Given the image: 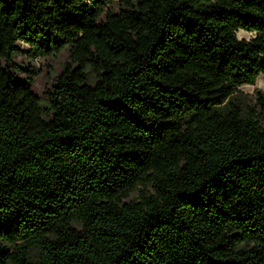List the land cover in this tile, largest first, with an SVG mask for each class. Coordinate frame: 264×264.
Masks as SVG:
<instances>
[{
	"label": "trees",
	"instance_id": "trees-1",
	"mask_svg": "<svg viewBox=\"0 0 264 264\" xmlns=\"http://www.w3.org/2000/svg\"><path fill=\"white\" fill-rule=\"evenodd\" d=\"M261 75L264 0H0V264H264Z\"/></svg>",
	"mask_w": 264,
	"mask_h": 264
},
{
	"label": "rangeland",
	"instance_id": "rangeland-1",
	"mask_svg": "<svg viewBox=\"0 0 264 264\" xmlns=\"http://www.w3.org/2000/svg\"><path fill=\"white\" fill-rule=\"evenodd\" d=\"M237 37L240 40H250L254 36L241 31L237 33ZM19 46L20 53L14 58L17 76L29 82L33 92L43 104L47 105L50 93L65 66L71 64L70 53L66 49L59 55L43 58L35 56V53L26 44L19 43ZM259 92L264 93V75L257 79L254 86L241 87L236 99L243 109L253 107ZM136 198L137 194L135 193L129 200Z\"/></svg>",
	"mask_w": 264,
	"mask_h": 264
},
{
	"label": "bare ground",
	"instance_id": "bare-ground-1",
	"mask_svg": "<svg viewBox=\"0 0 264 264\" xmlns=\"http://www.w3.org/2000/svg\"><path fill=\"white\" fill-rule=\"evenodd\" d=\"M245 33V32H244Z\"/></svg>",
	"mask_w": 264,
	"mask_h": 264
}]
</instances>
